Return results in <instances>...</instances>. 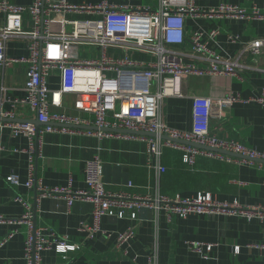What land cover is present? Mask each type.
Segmentation results:
<instances>
[{"label": "crops", "instance_id": "obj_1", "mask_svg": "<svg viewBox=\"0 0 264 264\" xmlns=\"http://www.w3.org/2000/svg\"><path fill=\"white\" fill-rule=\"evenodd\" d=\"M18 4H30L33 0H11ZM71 4H98L105 0H68ZM112 5L150 6L159 8L163 3L184 4L187 0H106ZM198 7L208 9L222 3L245 8L257 6L264 9V0H195ZM264 12V11H263ZM92 17L90 14L54 13L52 28L60 29L64 18ZM6 21L0 12V26ZM29 16L24 17V28L31 27ZM217 29L214 40L203 38L209 48L223 57H231L246 66H257L263 71L244 68L239 76L220 74H191L185 77V97H167L162 103L161 115L171 126L182 130L192 129L193 97L205 96L212 101L211 132L222 139L237 140L247 147L264 151V107L252 100L262 94L264 88V58L257 62L248 50V43L264 37V20L222 17L186 18L188 35L194 31ZM237 36L238 40H232ZM184 53L183 59L200 67H208L209 61L193 54L188 41L177 45ZM6 54L12 58L29 55L28 39L13 37L6 42ZM87 54L85 58L82 55ZM98 47L81 46L77 55L81 59L100 57ZM107 54L122 57V50L109 47ZM135 60L151 61L154 56L132 51ZM29 65L14 63L0 66V110L14 111V118L0 115V216L7 220L22 217L25 206L15 201L21 195L33 207L34 222L57 232L68 243L79 249L59 253L55 249L42 252V264H264L261 250L251 247L263 241V225L257 218L243 216L191 214L186 218L172 216L163 211L143 208L137 218L127 212L124 218L104 216L102 230L94 236H86L83 226L92 225V205L75 201L69 207L64 198L43 197L39 187L70 186L73 190L85 189V164L99 158L103 165H121L126 171L112 173L105 180V187L112 192L140 196L163 195L167 197H195L210 193L219 201H239L257 205L264 198V162L239 163L199 155L193 165L183 160L179 149L165 146L160 158L148 153V143L138 139L117 137L98 138L82 133L46 132L41 135L42 144L34 157L36 184L28 187L30 178V139L27 134L15 135L10 124L29 122L37 128L39 122L28 106H14V100L26 95ZM115 76L116 72L106 71ZM62 71L54 69L48 78L50 89L62 87ZM240 100L225 104L229 94ZM50 111L93 121L94 113L88 97L79 93H65L59 105H50ZM1 119H9L7 121ZM11 119V120H10ZM165 167L159 171L158 166ZM104 173V170H103ZM16 174L20 185L9 184L6 177ZM0 223V264H26L24 260L27 227L19 222ZM133 227L134 236L123 244L118 237ZM12 236L10 237V235ZM191 241L212 244L211 251L199 254L189 248ZM2 243V244H1Z\"/></svg>", "mask_w": 264, "mask_h": 264}, {"label": "built area", "instance_id": "obj_2", "mask_svg": "<svg viewBox=\"0 0 264 264\" xmlns=\"http://www.w3.org/2000/svg\"><path fill=\"white\" fill-rule=\"evenodd\" d=\"M263 11L257 6L248 9L228 3L202 9L195 0L177 5L163 3L156 9L150 6L112 5L106 0L98 4L79 5L71 4L68 0H33L28 5L0 0V12L6 16L5 23L0 26V66L14 63L29 65L26 95L15 99L13 105L28 106L36 119L45 125L40 129L29 122L10 124L15 135L25 133L30 139L31 174L28 187L33 188L36 184L34 157L42 144L41 135L46 132L144 140L149 145L148 153L157 159L162 148L169 146L181 150L184 162L189 165H193L199 155L250 164L264 160V151L247 147L234 139L219 138L211 132L212 101L209 97H193L191 130L171 127L161 115L164 98L186 96L183 82L188 75L239 76L244 68L263 71L255 65L246 66L231 57H223L209 48L203 38L206 35L214 40L219 34L217 29L194 31L188 35L186 18L246 17L264 20ZM58 12L90 14L92 17L64 18L62 27L53 29L51 17ZM25 16H29L32 23L29 30L24 28ZM13 37L28 39L27 57L7 56L6 42ZM231 38L238 40L237 36ZM186 41L192 44L195 56L209 61L208 67L184 61V53L177 45ZM81 46L98 47L102 54L100 57L81 59L77 55ZM109 47L121 49L123 56H109ZM247 48L254 62L264 58V37L253 39ZM132 51L149 53L154 59L135 60L131 56ZM54 69L62 71V87L59 89L48 86V78ZM106 71H114L116 75L107 76ZM65 93H79L88 97L94 120L51 112L50 105H59ZM237 100H240L239 96L231 93L226 97L225 104L231 105ZM252 100L264 107V88L262 94ZM0 115L14 118L15 112L1 109ZM163 135L170 139H164ZM165 169L158 166L159 171ZM103 170L104 165L97 157L85 164V189L39 187L43 197L64 198L69 207L75 201L92 205L93 224L83 226L88 237L97 232L107 234L101 226L104 216L124 218L130 212L131 217L136 219L143 208L163 211L168 219L172 216L186 218L191 214L243 216L249 220L257 218L263 225L264 236V198L257 205H247L239 201H219L210 193H200L195 197H167L112 192L105 187ZM6 180L13 186L20 185V177L16 174L7 176ZM15 201L25 206L22 217L7 220L0 216V223L7 220L26 225V264H42V252L45 250L55 249L63 254L79 249L78 245L68 243L52 229L38 227L34 222L32 205L21 195H16ZM134 233L133 227L121 233L119 244L130 240ZM188 244L192 251L199 254L213 248L212 244L197 241ZM251 247L260 249L264 257V238L261 243L252 244Z\"/></svg>", "mask_w": 264, "mask_h": 264}, {"label": "water", "instance_id": "obj_3", "mask_svg": "<svg viewBox=\"0 0 264 264\" xmlns=\"http://www.w3.org/2000/svg\"><path fill=\"white\" fill-rule=\"evenodd\" d=\"M1 120H9V119H1ZM11 120V119H10ZM146 134V133H144ZM151 136H156L155 134H148ZM164 139H170L167 135L162 136ZM257 162H264V160H257ZM127 167L121 166V165H111V164H106L104 166V175H105V180L107 182V178L114 172V173H119L120 171H126Z\"/></svg>", "mask_w": 264, "mask_h": 264}, {"label": "rangeland", "instance_id": "obj_4", "mask_svg": "<svg viewBox=\"0 0 264 264\" xmlns=\"http://www.w3.org/2000/svg\"><path fill=\"white\" fill-rule=\"evenodd\" d=\"M83 57H85V58H88L89 56L87 55V54H85V55H82Z\"/></svg>", "mask_w": 264, "mask_h": 264}]
</instances>
